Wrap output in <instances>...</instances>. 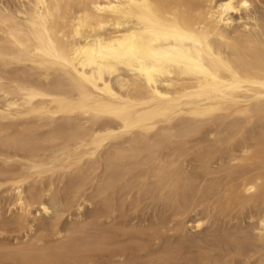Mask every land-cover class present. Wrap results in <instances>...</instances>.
<instances>
[{
	"label": "bare ground",
	"instance_id": "1",
	"mask_svg": "<svg viewBox=\"0 0 264 264\" xmlns=\"http://www.w3.org/2000/svg\"><path fill=\"white\" fill-rule=\"evenodd\" d=\"M228 2L0 0V264H264V0Z\"/></svg>",
	"mask_w": 264,
	"mask_h": 264
},
{
	"label": "snow or ice",
	"instance_id": "2",
	"mask_svg": "<svg viewBox=\"0 0 264 264\" xmlns=\"http://www.w3.org/2000/svg\"><path fill=\"white\" fill-rule=\"evenodd\" d=\"M221 7L225 9L226 12H230L233 14H236L233 16L232 20H229V24H235L236 23V16L243 17L245 14V10H249L252 8V5L248 2V0H238V2H232V0H229L227 4H222ZM240 26H244L241 24ZM151 83V80L149 81ZM260 87L264 88V82L260 83ZM47 211V209H44ZM199 227V225H197ZM262 235H264V232H262Z\"/></svg>",
	"mask_w": 264,
	"mask_h": 264
}]
</instances>
